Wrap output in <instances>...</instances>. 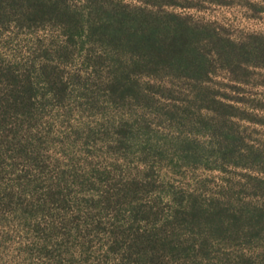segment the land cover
I'll return each instance as SVG.
<instances>
[{"label":"rangeland","instance_id":"obj_1","mask_svg":"<svg viewBox=\"0 0 264 264\" xmlns=\"http://www.w3.org/2000/svg\"><path fill=\"white\" fill-rule=\"evenodd\" d=\"M0 264H264V0H0Z\"/></svg>","mask_w":264,"mask_h":264}]
</instances>
